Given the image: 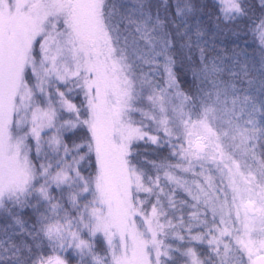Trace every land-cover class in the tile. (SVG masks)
I'll use <instances>...</instances> for the list:
<instances>
[{
	"label": "rangeland",
	"instance_id": "obj_1",
	"mask_svg": "<svg viewBox=\"0 0 264 264\" xmlns=\"http://www.w3.org/2000/svg\"><path fill=\"white\" fill-rule=\"evenodd\" d=\"M170 1L187 23L192 3ZM152 2L162 7L0 0V211L31 212L33 230L55 241V261L37 264H69L67 254L70 264H212L197 246L218 250L217 264H252L264 253V70L211 74L189 101ZM62 125L87 141L80 159L94 157L93 177L44 169V158L66 155ZM64 182L73 188L62 214L51 191Z\"/></svg>",
	"mask_w": 264,
	"mask_h": 264
},
{
	"label": "trees",
	"instance_id": "obj_2",
	"mask_svg": "<svg viewBox=\"0 0 264 264\" xmlns=\"http://www.w3.org/2000/svg\"><path fill=\"white\" fill-rule=\"evenodd\" d=\"M188 1L195 8V15L188 18L185 24L177 18L170 0L165 2L162 0V7H158L155 2L149 3L147 11L152 15V19H158L155 25H160V32L162 31L169 38L168 54L173 61L176 78L189 101L196 100L197 88L207 82L211 74L228 70V68L236 69L239 66L251 65L264 70V37L262 33L260 34L262 32L260 24L264 19V4L260 5L258 0H236V2L234 0L236 7L230 5V9H227L225 0ZM69 127L71 126L62 125L56 129L59 145L66 150V157L60 154L44 158L43 167L48 173L68 167L70 175L74 168L79 173L88 172L93 177L96 170L94 157L80 159L81 155L83 158L86 156L84 152L89 151L87 141L80 135H75L73 127L71 129ZM262 129L264 131V122ZM62 136L69 138L65 139ZM74 136L77 137L75 142L72 144L66 142ZM45 141V137L41 139L42 144H45ZM143 146L146 148L143 143L134 148L136 147L139 152L142 151ZM259 148L261 157L264 158V135L259 142ZM36 154L34 149L29 150V162L35 165L39 162ZM37 167L40 166L37 165ZM65 182L64 186H60L63 190L53 191L55 189H52L51 191V201L61 205L62 214L70 206L67 202L73 188L69 185L72 187L69 189ZM180 207L181 210L184 208L181 205ZM0 212V232L10 234L6 237L5 246L0 250V264H5L7 259L11 264H19L20 260L27 264H37L53 255L51 247L55 241H51L48 237L44 238L41 232L33 230L35 228L31 225L32 221H29L31 212H28L29 217L27 214H22L21 217L19 213L12 210ZM67 213L70 215L73 211L69 209ZM54 215L57 216L58 213ZM51 235L48 234V236ZM197 249L199 254L207 255L212 264L219 263L222 254L215 248L197 246ZM70 254L75 255L71 252ZM67 255L65 262L70 264L73 262V256ZM230 256L235 262L241 261L237 254L232 253ZM46 260L48 263L55 261L53 258H46Z\"/></svg>",
	"mask_w": 264,
	"mask_h": 264
},
{
	"label": "water",
	"instance_id": "obj_3",
	"mask_svg": "<svg viewBox=\"0 0 264 264\" xmlns=\"http://www.w3.org/2000/svg\"><path fill=\"white\" fill-rule=\"evenodd\" d=\"M197 149H199L198 146H196ZM245 206L247 208L248 211L252 210V204L250 202H246ZM252 264H264V253H260L258 255H256L252 261Z\"/></svg>",
	"mask_w": 264,
	"mask_h": 264
}]
</instances>
